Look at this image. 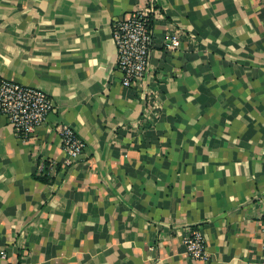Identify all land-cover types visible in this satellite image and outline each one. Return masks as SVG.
Instances as JSON below:
<instances>
[{"label": "crops", "instance_id": "obj_1", "mask_svg": "<svg viewBox=\"0 0 264 264\" xmlns=\"http://www.w3.org/2000/svg\"><path fill=\"white\" fill-rule=\"evenodd\" d=\"M152 3L127 89L113 25ZM1 80L57 110L28 141L0 115V264H264V0H0ZM59 123L86 144L70 165Z\"/></svg>", "mask_w": 264, "mask_h": 264}, {"label": "built area", "instance_id": "obj_2", "mask_svg": "<svg viewBox=\"0 0 264 264\" xmlns=\"http://www.w3.org/2000/svg\"><path fill=\"white\" fill-rule=\"evenodd\" d=\"M158 8L152 3L143 11L132 12L113 25V42L116 49V72L123 87L133 89L142 84L149 68L153 42V23ZM165 46L174 51L180 46L179 35L170 36ZM54 101L43 91L7 80L0 81V115L13 129L17 139L28 141L46 125L56 112ZM66 165L74 163L85 151L86 144L68 124L59 123ZM264 247V228L262 231ZM188 256L195 261H207L206 236L200 229H192L184 238Z\"/></svg>", "mask_w": 264, "mask_h": 264}, {"label": "trees", "instance_id": "obj_3", "mask_svg": "<svg viewBox=\"0 0 264 264\" xmlns=\"http://www.w3.org/2000/svg\"><path fill=\"white\" fill-rule=\"evenodd\" d=\"M49 171H50V164H48V163L44 164V168H43L44 175L41 177H38V179L42 182H45V183L52 182Z\"/></svg>", "mask_w": 264, "mask_h": 264}]
</instances>
